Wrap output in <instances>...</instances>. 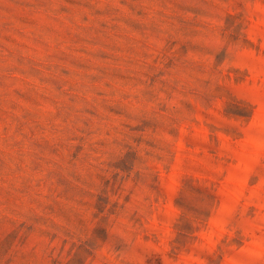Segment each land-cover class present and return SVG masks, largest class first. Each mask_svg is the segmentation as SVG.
Returning a JSON list of instances; mask_svg holds the SVG:
<instances>
[{
	"label": "rangeland",
	"instance_id": "374dc122",
	"mask_svg": "<svg viewBox=\"0 0 264 264\" xmlns=\"http://www.w3.org/2000/svg\"><path fill=\"white\" fill-rule=\"evenodd\" d=\"M0 264H264V0H0Z\"/></svg>",
	"mask_w": 264,
	"mask_h": 264
}]
</instances>
